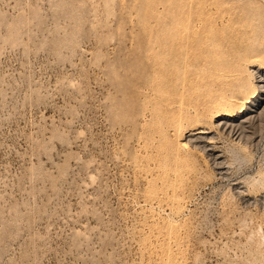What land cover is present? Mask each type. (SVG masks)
<instances>
[{"label": "rangeland", "instance_id": "374dc122", "mask_svg": "<svg viewBox=\"0 0 264 264\" xmlns=\"http://www.w3.org/2000/svg\"><path fill=\"white\" fill-rule=\"evenodd\" d=\"M263 50L264 0H0V264H264Z\"/></svg>", "mask_w": 264, "mask_h": 264}, {"label": "bare ground", "instance_id": "6f19581e", "mask_svg": "<svg viewBox=\"0 0 264 264\" xmlns=\"http://www.w3.org/2000/svg\"><path fill=\"white\" fill-rule=\"evenodd\" d=\"M262 49V48H261ZM264 51V50H263ZM257 54V53H256ZM256 54H255V56H256ZM259 54V53H258ZM262 54V53H261ZM264 54V53H263ZM260 55V54H259ZM252 56V55H251ZM259 57V56H258ZM247 58V57H246ZM256 58V57H255ZM250 59V58H249ZM248 59V60H249ZM239 88V87H238ZM240 92V91H239ZM253 93V92H252ZM251 96H253V95H251ZM234 97V96H233ZM233 97H232V99H233ZM239 96H237V98H238ZM247 97V96H246ZM241 98V97H240ZM229 99H230V97H229ZM245 100V99H244ZM235 101V100H234ZM232 102V101H231ZM240 103V102H239ZM235 105H237V104H235ZM228 107V106H227ZM233 107H235V106H233ZM236 108V107H235ZM228 116V115H227ZM225 117V116H224ZM225 120H227V119H225ZM225 122V121H224ZM204 130V129H203ZM179 131V130H178ZM178 133V132H177ZM201 133H204L203 131H201ZM207 134V133H206ZM199 135V134H198ZM204 135V134H203ZM206 136V135H205ZM200 137V136H199ZM197 139V138H196ZM219 157V156H218Z\"/></svg>", "mask_w": 264, "mask_h": 264}]
</instances>
